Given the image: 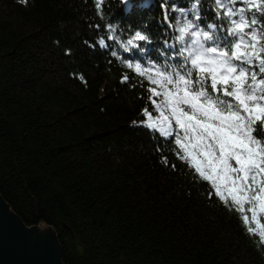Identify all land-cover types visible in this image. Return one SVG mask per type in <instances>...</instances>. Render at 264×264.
Here are the masks:
<instances>
[{"label":"trees","instance_id":"16d2710c","mask_svg":"<svg viewBox=\"0 0 264 264\" xmlns=\"http://www.w3.org/2000/svg\"><path fill=\"white\" fill-rule=\"evenodd\" d=\"M194 2L0 0V197L56 233L62 264H264V211L253 221L248 204L223 202L144 114L170 115L150 103L148 74L185 63L172 7ZM216 12L200 0L196 23L224 40ZM135 31L150 42L125 51Z\"/></svg>","mask_w":264,"mask_h":264},{"label":"snow or ice","instance_id":"6c2138e0","mask_svg":"<svg viewBox=\"0 0 264 264\" xmlns=\"http://www.w3.org/2000/svg\"><path fill=\"white\" fill-rule=\"evenodd\" d=\"M240 2L247 7H236L237 0H214L216 18L220 19L222 12L231 25L224 40L214 36L215 24H208L212 31H207L196 23L201 20L200 0H195L190 10L172 7L185 18L177 41L183 43L190 37L186 47L174 53L185 63L179 69L148 74L149 84L154 85L148 88L150 103L170 115L161 111L156 122L147 109L144 114L153 121L149 127L166 137L175 136L178 158L210 182L217 197L226 204L230 200L240 211L248 204L247 211L255 221L257 207L264 211V25L255 12L251 17L245 12L255 9L264 16V0ZM189 11L192 19H187ZM137 42L150 40L135 31L122 47L130 51L129 46L140 47ZM99 43L104 46L105 41ZM127 63L131 68L132 62ZM135 67L145 75L140 63ZM172 121L179 131L173 130ZM242 219L249 223L248 215ZM247 230L255 231L253 227ZM259 235L264 243V230Z\"/></svg>","mask_w":264,"mask_h":264},{"label":"water","instance_id":"95a60500","mask_svg":"<svg viewBox=\"0 0 264 264\" xmlns=\"http://www.w3.org/2000/svg\"><path fill=\"white\" fill-rule=\"evenodd\" d=\"M0 264H62L56 233L27 227L0 197Z\"/></svg>","mask_w":264,"mask_h":264}]
</instances>
